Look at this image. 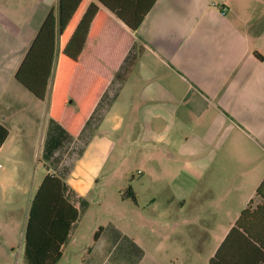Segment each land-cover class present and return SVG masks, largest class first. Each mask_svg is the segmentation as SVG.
<instances>
[{
    "label": "crops",
    "instance_id": "0c3cea01",
    "mask_svg": "<svg viewBox=\"0 0 264 264\" xmlns=\"http://www.w3.org/2000/svg\"><path fill=\"white\" fill-rule=\"evenodd\" d=\"M52 10L58 15L98 11L76 72L92 82L106 80L107 86L79 134L71 137L51 121L50 89L39 100L17 81L37 104L29 97L20 106L25 120L14 115V125L6 124L5 117V124L0 122L9 131L0 155L7 148L12 161L17 158L20 149L12 128L30 141L26 121L36 119L42 105L47 128L42 152L49 163L44 178L60 177L66 199L79 211L101 184L123 130L144 127L154 150L186 160L177 174L165 171L176 181L160 175L156 184L172 192L166 207L174 203L193 209L187 239H216L215 255L251 200L261 203L255 195L264 180V0H0L1 80L16 79ZM111 11H134L127 15L130 22L148 12L133 30ZM69 140L82 142L83 150L66 172L59 160ZM18 172L13 161L0 181L15 185L11 177ZM77 222L58 264H174L170 252L175 235L168 229L160 242L143 243L122 237L116 225L102 226L98 240L96 230L93 245L77 251L72 233ZM69 246L73 250L68 253Z\"/></svg>",
    "mask_w": 264,
    "mask_h": 264
},
{
    "label": "rangeland",
    "instance_id": "374dc122",
    "mask_svg": "<svg viewBox=\"0 0 264 264\" xmlns=\"http://www.w3.org/2000/svg\"><path fill=\"white\" fill-rule=\"evenodd\" d=\"M29 97L37 104L14 77L8 81L0 79V122L5 124V117L6 124L12 125L14 115L22 116L25 120L20 106L27 104ZM44 124L43 107L38 104L36 119L26 121L29 127L26 136L30 141L24 138L25 132L12 128L13 137L17 139L15 146L20 149V154L13 160L19 166V172L17 176L11 177L15 185L5 186L0 181V264H28L24 248L29 208L44 180L46 165L49 166L42 152V139L47 130ZM130 127L123 130L121 139L125 140L126 136L128 138L122 140L111 152L100 179L101 184L79 206L80 217L72 230L74 239L78 240L75 250L82 251L93 245V233L102 226L116 225L122 237L135 238L143 243H149L151 239L150 243L155 239L160 242L161 233L168 229V232L175 235L173 250L170 252L174 264H207L214 255L218 241L205 236L201 240L192 237L187 239V223L193 218V209H182V205L174 203L166 207L172 192L156 184L160 175L171 183L176 181L175 175L167 177L165 171L177 174L178 170L186 167V160L171 158L165 152L158 153L154 150L148 129ZM82 150V142L72 143L69 140L63 144L59 162L64 161V171L67 172ZM11 157L7 148L0 155V177L12 170ZM144 172L146 176L141 174ZM152 173L156 178L152 179ZM153 185L157 187L156 191L152 189ZM129 189L136 200L128 197ZM206 221L211 222V217L207 215ZM72 250L73 247L69 246L67 252Z\"/></svg>",
    "mask_w": 264,
    "mask_h": 264
},
{
    "label": "trees",
    "instance_id": "16d2710c",
    "mask_svg": "<svg viewBox=\"0 0 264 264\" xmlns=\"http://www.w3.org/2000/svg\"><path fill=\"white\" fill-rule=\"evenodd\" d=\"M75 12H49L16 73L17 81L39 100H45L50 89L51 121L71 137L79 134L107 86L106 80L77 77L79 59L98 11ZM111 12L136 30L148 11L136 15L134 22L127 18L134 11ZM8 136V129L0 124V149ZM64 187L60 177L48 174L31 201L24 248L28 264H58L62 258L61 248L79 219ZM127 195L136 200L131 189ZM255 197L261 203L255 205L251 200L208 264L264 263V180ZM101 230L95 232V241Z\"/></svg>",
    "mask_w": 264,
    "mask_h": 264
}]
</instances>
